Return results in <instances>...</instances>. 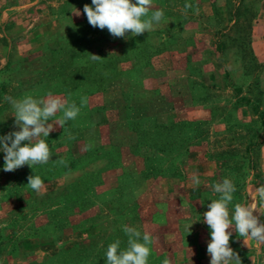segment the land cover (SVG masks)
Returning a JSON list of instances; mask_svg holds the SVG:
<instances>
[{"label":"rangeland","instance_id":"obj_1","mask_svg":"<svg viewBox=\"0 0 264 264\" xmlns=\"http://www.w3.org/2000/svg\"><path fill=\"white\" fill-rule=\"evenodd\" d=\"M85 4L0 0V136L20 130L5 96L81 109L54 125L47 164L5 172L0 151V264H106L125 227L153 235L148 264H210L213 186L235 184L231 216L264 184V0H153L163 19L120 38ZM230 247L264 264V244L233 231Z\"/></svg>","mask_w":264,"mask_h":264},{"label":"clouds","instance_id":"obj_2","mask_svg":"<svg viewBox=\"0 0 264 264\" xmlns=\"http://www.w3.org/2000/svg\"><path fill=\"white\" fill-rule=\"evenodd\" d=\"M152 7L153 0H92L91 6L84 5L83 12L91 26L101 30L107 28L113 37L120 38L126 37L129 32L132 36H139L152 31L154 24L164 17L163 10L152 11ZM185 7L190 5L186 4ZM75 14L80 15V12L77 10ZM91 59L97 61L102 58L91 54ZM4 99L11 104L14 125L20 130L0 136V151L5 153L3 170L13 172L25 165L32 168L37 164H47L52 159L47 138L55 131L54 125L63 128L68 121L75 120L80 107L51 93L44 99L31 95L22 99L5 96ZM80 103L81 106L86 105L87 97L81 98ZM58 112H62V116L55 123H49ZM58 162L64 163L62 159ZM192 181L196 186L202 183L196 175H193ZM27 185L39 193L44 180L38 175H30ZM213 190L219 194V198L211 200L207 206L209 210L203 214V220L211 230L207 245L210 264H242L239 254L230 247V238L235 231L248 247L250 241H255L257 245L264 244V222H261L264 216V184L253 187L246 203H236L231 216L229 205L237 191L233 181L225 178L216 183ZM123 230L128 236L127 248H121L119 239L111 243L106 251V264H148L155 242L151 232L142 234L132 227ZM163 264H170V260L165 259Z\"/></svg>","mask_w":264,"mask_h":264}]
</instances>
